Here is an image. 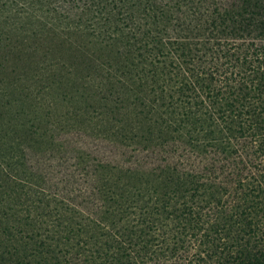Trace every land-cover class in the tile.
Returning a JSON list of instances; mask_svg holds the SVG:
<instances>
[{
    "label": "trees",
    "instance_id": "16d2710c",
    "mask_svg": "<svg viewBox=\"0 0 264 264\" xmlns=\"http://www.w3.org/2000/svg\"><path fill=\"white\" fill-rule=\"evenodd\" d=\"M103 1L110 27L132 36L139 50L170 55L163 82L185 113L166 122L165 95L153 86L149 103L162 118L155 124L86 103L57 105L45 87L20 88V78H9L0 130L20 160L12 161L17 171L8 179L0 159V211L21 205L34 213L51 264L83 262L64 232L70 213L94 230L112 264H153L175 255L187 256V264H264V250L244 246L234 254L219 239L220 229L254 212L248 202L264 190V0H132L144 4L138 13L144 22L135 19L129 0ZM48 2L72 24L87 19L85 5L93 1ZM116 14L126 16L119 22ZM103 164L185 175L191 194L171 203L149 184L109 183Z\"/></svg>",
    "mask_w": 264,
    "mask_h": 264
},
{
    "label": "rangeland",
    "instance_id": "374dc122",
    "mask_svg": "<svg viewBox=\"0 0 264 264\" xmlns=\"http://www.w3.org/2000/svg\"><path fill=\"white\" fill-rule=\"evenodd\" d=\"M92 1L85 5L84 16L87 19L67 24V12L53 7L48 0H0V22L3 23L0 24L3 38L0 47V109L2 105H8L4 93L13 84L9 78L18 77L17 87H45L50 91L49 101L57 105L74 103L76 107L86 103L100 111L134 115L137 120L155 124L162 118L149 103L153 97L150 89L153 86L165 95V100L161 98L163 119L170 124L178 121L185 108L177 95L167 91L163 82L170 55L160 51L155 56L154 51L158 49L151 52L139 50V44L132 36L108 25L110 9L104 1ZM128 2L137 14L135 19L144 22L145 18L138 15L144 11V4ZM158 13L160 21L167 19L165 13ZM116 15L119 22L123 20L121 15L126 16ZM112 91L127 95L114 97ZM136 94L142 96L147 104L140 103ZM195 98L191 96V100ZM17 99L22 100L20 97ZM50 119L58 118L53 115ZM2 127L0 123V129ZM12 145L9 135L0 130L2 173L8 179L14 178L17 171L12 161L20 160ZM8 158L12 160L7 161ZM99 168L109 183L149 184L158 197L171 203L182 202L191 194L190 178L176 172L127 170L112 164H103ZM251 200L248 203H251L252 211L253 205L256 208L253 213L248 209L250 214L240 215L242 222L236 221L230 229H220L221 246L229 245L234 254L244 246L248 250H264V190L258 196L252 195ZM67 221L64 232L68 244L84 255L82 264H112L107 248L93 235V229L82 226L71 213ZM0 223V264H14L8 260L11 259L9 255L11 260H22L20 264H51L52 254L46 247L33 212L21 205L7 206L0 211ZM213 242L214 239L207 245L211 248L215 245ZM4 248L9 254H3ZM190 249L194 248L191 246ZM175 256L153 261V264L188 263L187 256ZM250 256V252L244 253L241 259Z\"/></svg>",
    "mask_w": 264,
    "mask_h": 264
}]
</instances>
